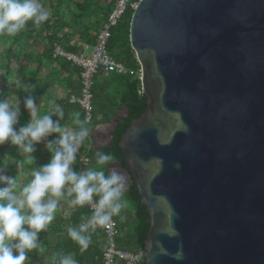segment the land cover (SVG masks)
<instances>
[{"label":"water","instance_id":"1","mask_svg":"<svg viewBox=\"0 0 264 264\" xmlns=\"http://www.w3.org/2000/svg\"><path fill=\"white\" fill-rule=\"evenodd\" d=\"M129 44L146 108L118 146L144 263L264 264V0H138Z\"/></svg>","mask_w":264,"mask_h":264},{"label":"trees","instance_id":"2","mask_svg":"<svg viewBox=\"0 0 264 264\" xmlns=\"http://www.w3.org/2000/svg\"><path fill=\"white\" fill-rule=\"evenodd\" d=\"M40 1L42 0H38L39 3ZM115 1L47 0V4L45 2L41 5L43 10L50 14L48 20L39 26L34 25V102L37 104V116L53 112L52 119L59 122L62 128L69 119H73V131H79L81 126H84L90 132L81 144L76 153V159L71 165L72 170L78 174L100 167L96 163L99 152L110 153L114 157L113 161L105 166L106 171L113 165L125 168L118 142L130 122L146 108V98L141 93L138 77L140 67L135 56L130 52L129 20L133 10L130 6L126 7L117 24L110 29L106 44L108 54L123 65L126 72L114 71L104 76L102 70L99 69L94 75L91 123L78 124L77 120L83 121V110L77 103L69 101L71 95L75 97L80 95L81 68L65 59L52 58L54 43L60 44L65 51L71 53L79 52L83 45L93 47L97 32L106 21ZM0 77L3 82L0 88V99H7L8 92L11 91L16 102L17 100L19 102L20 114L14 126L18 129L30 121L24 101L28 98L33 99L32 21H29L25 28L15 36L0 35ZM61 89L67 91L65 97L60 96L59 90ZM55 105L63 108V116L54 114ZM76 113H79V116L75 115ZM112 118L116 122L108 133L109 140L105 144L96 143L93 139L95 127L98 124L109 122ZM59 137V133H52L44 137L45 143H34V170H38L49 161L52 152L47 144L57 141ZM53 147H59V145L53 144ZM29 155L33 157V152L24 153L20 146L10 142L0 144V176L1 169H4L5 175L16 181L14 185L0 182V188L12 187L13 191L18 193L29 182V179L31 180L32 176H24V170H33V162L31 164L26 162ZM84 156L88 160L82 165L81 159ZM21 171H23L24 180L21 184H17ZM65 186L64 195L58 199L55 219L39 233L38 243L43 251L40 248L34 249V264H60L61 259L68 255L76 260L77 264H102L106 237L101 226L95 227L94 230L89 229L88 233H85L90 235L91 240L87 249L83 251L67 234L70 227H78L82 223H87V218L92 215L93 210L87 204L84 205L85 208L84 206H71L69 201L74 199V194L68 195L70 184ZM95 199L97 197H94ZM123 199L125 201L124 210L122 209L119 215L112 217L115 222L116 246L122 251L131 253L143 251L149 231L150 216L133 182L128 186V190L124 191ZM27 255L28 260L25 264H33V250ZM116 264L125 263L120 260ZM139 264L145 263L142 261Z\"/></svg>","mask_w":264,"mask_h":264},{"label":"clouds","instance_id":"3","mask_svg":"<svg viewBox=\"0 0 264 264\" xmlns=\"http://www.w3.org/2000/svg\"><path fill=\"white\" fill-rule=\"evenodd\" d=\"M49 15L38 0H0V35L15 36L29 21L39 26L48 20ZM24 107L31 119L16 129L14 126L20 114L18 100L13 106L7 99H0V144L7 141L20 146L24 153H32L33 144L42 138L52 133H59L60 137L47 144L52 152L49 161L32 172L31 180L18 193L12 187L0 188V264H25L27 253L40 248L39 233L55 219L58 199L64 195L66 184L71 185L68 195L74 194V199L69 201L71 206L82 207L97 197L87 223L70 227L67 232L82 251L87 249L91 240L90 235L85 234L89 228L108 225L112 217L119 215L125 207L124 176L113 168L105 170V166L114 159L110 153L97 154L98 168L88 169L82 174L72 170L76 153L90 134L87 127L81 126L79 131L69 132L52 119L53 112L37 116V104L32 98L24 101ZM54 114L63 116V108L55 105ZM75 115L79 116V113ZM53 144L59 147H53ZM26 162L31 164L33 157L29 155ZM0 182L16 183L6 176H0ZM46 196L49 198L45 202ZM40 250L43 251L42 248ZM60 264L77 262L68 255L61 259Z\"/></svg>","mask_w":264,"mask_h":264},{"label":"built area","instance_id":"4","mask_svg":"<svg viewBox=\"0 0 264 264\" xmlns=\"http://www.w3.org/2000/svg\"><path fill=\"white\" fill-rule=\"evenodd\" d=\"M138 0H116L113 4L111 11L109 12L106 21L102 24L101 28L98 30L95 44L93 47H88L83 45L82 48L77 53H71L64 50V48L58 44H53L52 58H62L71 64L81 68L80 72V95L75 97L71 95L69 101L71 103H77L83 110V122L84 124H89L93 118V105H92V86L93 77L98 72L99 69L102 70L104 76H107L111 72L125 73L126 70L120 63L116 62L107 52L106 44L109 38L110 29L114 27L127 6L132 9L136 6ZM140 79V70L139 75ZM90 133V132H89ZM87 158L84 156L81 159V164L87 163ZM91 210L94 208V202L87 204ZM105 237H106V247L102 256V264H116L117 261H124L125 264H139L143 261L144 253L143 251H138L136 253H131L127 251H122L117 248L115 243V222L112 220L108 225L101 226ZM94 230L93 228H89Z\"/></svg>","mask_w":264,"mask_h":264},{"label":"crops","instance_id":"5","mask_svg":"<svg viewBox=\"0 0 264 264\" xmlns=\"http://www.w3.org/2000/svg\"><path fill=\"white\" fill-rule=\"evenodd\" d=\"M78 1H82V0H78ZM59 94L62 97H65V95L67 94L66 90H59ZM121 113V111H120ZM70 121V122H69ZM116 120L114 118L110 119L109 122H104L101 124H98L94 131H93V139L96 143L98 144H105L108 140H109V131L112 129V125L115 124ZM73 125H74V120L73 119H69L68 123H66V125H64V129L68 130L69 132H73ZM45 143L46 139H41V141H39V143ZM113 169H115L114 166H112ZM116 170V169H115Z\"/></svg>","mask_w":264,"mask_h":264},{"label":"rangeland","instance_id":"6","mask_svg":"<svg viewBox=\"0 0 264 264\" xmlns=\"http://www.w3.org/2000/svg\"><path fill=\"white\" fill-rule=\"evenodd\" d=\"M46 2V4H47V0H42V1H40V4L41 3H45ZM2 85H3V82H2V78L0 77V88L2 87ZM7 100L13 105V106H15V104H16V99H15V96H14V94H13V92H11V91H9L8 92V98H7ZM29 116H30V113H29ZM29 119H31V116H30V118ZM43 139H45V138H43ZM25 171V173H24V176L26 177V176H32V172H33V170H31V171H29V170H24ZM5 170L4 169H1V176H6V177H8L7 175H5ZM23 171H21V173H20V176L18 177V180H17V184H21L22 183V181L24 180V178H23V176H22V173ZM49 197L48 196H46L45 197V202H46V200L48 199Z\"/></svg>","mask_w":264,"mask_h":264},{"label":"flooded vegetation","instance_id":"7","mask_svg":"<svg viewBox=\"0 0 264 264\" xmlns=\"http://www.w3.org/2000/svg\"><path fill=\"white\" fill-rule=\"evenodd\" d=\"M107 143V142H106ZM117 171H119L125 178V187H128L131 182L128 180L127 175L124 173V168L119 167V165H113Z\"/></svg>","mask_w":264,"mask_h":264},{"label":"bare ground","instance_id":"8","mask_svg":"<svg viewBox=\"0 0 264 264\" xmlns=\"http://www.w3.org/2000/svg\"><path fill=\"white\" fill-rule=\"evenodd\" d=\"M31 155V154H30ZM23 159V158H22ZM15 161V160H14ZM12 162V161H11ZM13 163V162H12ZM9 164V163H8ZM25 166V165H24ZM7 174V173H6ZM26 179V178H25ZM29 181H30V179H29ZM66 187V186H65ZM128 193V192H127ZM126 193V194H127ZM130 196V195H129ZM126 199V198H125ZM95 201V200H94ZM81 207V206H80ZM84 208H85V206H84ZM88 208V207H87ZM124 210V209H123ZM81 212V211H80ZM77 213V212H76ZM123 214V213H122ZM78 217V216H77ZM85 218V217H84ZM126 218V217H125ZM79 220V219H78ZM79 222V221H78ZM59 227V226H58ZM59 233H61V232H59ZM64 233V232H63ZM92 235V234H91ZM131 239V238H130ZM65 241H67V240H65ZM69 242V241H68ZM118 242V241H117ZM74 244H75V241H74ZM73 244V245H74ZM69 245V244H68ZM72 245V244H71ZM67 246V245H66ZM65 247V246H64ZM63 248V247H62ZM77 250V249H76ZM72 252V251H71ZM74 253V252H73ZM76 254V253H75ZM74 255V254H73ZM79 256V255H78ZM83 262V261H82Z\"/></svg>","mask_w":264,"mask_h":264}]
</instances>
